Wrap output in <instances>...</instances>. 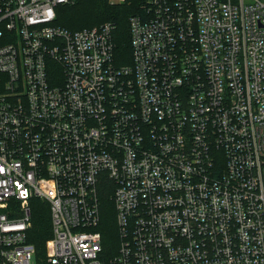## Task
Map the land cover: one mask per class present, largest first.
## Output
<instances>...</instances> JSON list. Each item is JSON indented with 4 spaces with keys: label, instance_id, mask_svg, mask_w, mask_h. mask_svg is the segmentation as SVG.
<instances>
[{
    "label": "built area",
    "instance_id": "1",
    "mask_svg": "<svg viewBox=\"0 0 264 264\" xmlns=\"http://www.w3.org/2000/svg\"><path fill=\"white\" fill-rule=\"evenodd\" d=\"M75 1L0 0V264H33L34 199L48 264H264V0H145L131 65L54 25Z\"/></svg>",
    "mask_w": 264,
    "mask_h": 264
},
{
    "label": "trees",
    "instance_id": "2",
    "mask_svg": "<svg viewBox=\"0 0 264 264\" xmlns=\"http://www.w3.org/2000/svg\"><path fill=\"white\" fill-rule=\"evenodd\" d=\"M145 0H126L113 4L110 0H76L73 4L59 5L54 25L70 32L100 27L111 23L115 26L113 41L116 47L117 63L131 52L129 21L140 13ZM71 17L66 18V14ZM130 54V61H131ZM32 205V227L27 233L30 244L36 248L37 264H48L47 244L53 236L49 206L34 199ZM115 205L108 195L103 200V221L100 230L108 249V258L115 257L119 249V232L114 225Z\"/></svg>",
    "mask_w": 264,
    "mask_h": 264
},
{
    "label": "rangeland",
    "instance_id": "3",
    "mask_svg": "<svg viewBox=\"0 0 264 264\" xmlns=\"http://www.w3.org/2000/svg\"><path fill=\"white\" fill-rule=\"evenodd\" d=\"M66 18H68V17H71V13L69 14V13H67L66 15ZM130 54H131V57H132V49H131V52L129 51L128 53H127V55H126V58L125 59H120V62L118 63L119 65H131L132 64V62H133V59L131 58V61H130ZM39 200V199H38ZM42 201V200H41ZM32 202V201H31ZM43 203H46V202H44V201H42ZM47 204V203H46ZM48 205V204H47ZM49 206V205H48ZM31 207H32V205H31ZM50 210V209H49ZM116 213V212H115ZM51 216V215H50ZM114 225H115V227L117 228V232H118V225H117V219H116V214H115V219H114ZM120 242V241H119ZM32 263L33 264H37V262H36V259L35 258H33V260H32Z\"/></svg>",
    "mask_w": 264,
    "mask_h": 264
}]
</instances>
